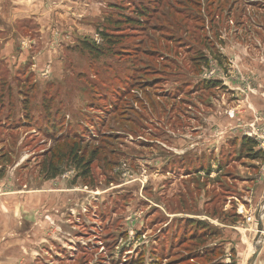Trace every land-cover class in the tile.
Masks as SVG:
<instances>
[{"label": "rangeland", "instance_id": "374dc122", "mask_svg": "<svg viewBox=\"0 0 264 264\" xmlns=\"http://www.w3.org/2000/svg\"><path fill=\"white\" fill-rule=\"evenodd\" d=\"M41 2L0 27V183L53 209L29 264H247V150L205 140L257 122L264 0Z\"/></svg>", "mask_w": 264, "mask_h": 264}, {"label": "crops", "instance_id": "0c3cea01", "mask_svg": "<svg viewBox=\"0 0 264 264\" xmlns=\"http://www.w3.org/2000/svg\"><path fill=\"white\" fill-rule=\"evenodd\" d=\"M43 8L46 10L48 6L44 5L41 0H0V27L6 28V31L9 32L11 29L7 27V23L14 25V27H10H12L14 35H17L15 33L18 32L20 22H32L30 20L38 22L36 16L41 17L43 15ZM260 78H264V72L260 75ZM237 95L235 94V96ZM253 103L259 108L257 114L263 115L264 93L261 92ZM243 107L242 103L239 109ZM245 112L243 118L246 116V120L240 123L241 126L238 125L239 122L235 121L226 120L227 122L219 123L218 120H213L209 126L212 136L210 135L211 138L205 140V142L209 141L208 144H217L221 140L224 142L238 140L239 144H242L247 131L243 130V127L246 128L247 123L250 125L253 123V121L251 123L252 113H248L249 110ZM193 122L198 124V121ZM198 130L200 131V129ZM216 131L218 132L216 133ZM194 133L198 135L196 129H194ZM199 133V135L206 138V132ZM214 135L217 136L214 137ZM247 161H250L247 163L249 165L247 166V187H245L247 188V263L255 246L262 241V248L253 264H264V177L262 178L259 175L258 168L262 166L259 158L252 157V153H247ZM197 171H199L197 174L202 173L200 169ZM12 188L11 185L7 186L0 183V264H29V261H36L37 254L41 256V253L37 252V246L39 245L36 244L41 235L38 236L37 232L43 228L44 224L40 225L42 224V217L46 216V212L53 210L51 207L52 202L47 203L51 195L46 194L49 189L44 190L42 186L27 191L22 190L21 187V190H13ZM30 213H33L35 218H30ZM29 241H31L30 246L33 248L31 255L28 253Z\"/></svg>", "mask_w": 264, "mask_h": 264}, {"label": "trees", "instance_id": "16d2710c", "mask_svg": "<svg viewBox=\"0 0 264 264\" xmlns=\"http://www.w3.org/2000/svg\"><path fill=\"white\" fill-rule=\"evenodd\" d=\"M149 9L147 8V9H143V10H141L140 12H138V14L141 16V17H145V16H149L148 14H147V11H148ZM141 17H139V19L137 18V19H131L130 20V24L131 23H135V24H137L138 26L139 25H143V22H144V20L141 18ZM100 35H101V37L103 38V40H105V41H111L112 40V38L111 37H109V36H112V35H108L107 33H106V31H103V32H101L100 33ZM96 50H98L97 48H95ZM257 146H258V143H257V141H255V140H253V139H249V138H245L244 139V141H243V143H242V149H245V150H247V153H251V151H255V149L257 148ZM252 152V156L253 157H256V158H259L258 156H257V153L256 152H254L253 153ZM95 157H96V155H95V153H92V157H91V160H90V162H88V164H87V166H88V168L91 166V164L95 161ZM81 162H83V157H82V159H80V163ZM201 169H203V167H201L200 168V170ZM85 174H88V171H86V173ZM54 175H56V172L54 173Z\"/></svg>", "mask_w": 264, "mask_h": 264}, {"label": "built area", "instance_id": "2783aa9c", "mask_svg": "<svg viewBox=\"0 0 264 264\" xmlns=\"http://www.w3.org/2000/svg\"><path fill=\"white\" fill-rule=\"evenodd\" d=\"M233 116L235 114H232ZM256 124L249 127L250 130H247L245 136L249 139L257 141V149L264 152V115H257Z\"/></svg>", "mask_w": 264, "mask_h": 264}, {"label": "water", "instance_id": "95a60500", "mask_svg": "<svg viewBox=\"0 0 264 264\" xmlns=\"http://www.w3.org/2000/svg\"><path fill=\"white\" fill-rule=\"evenodd\" d=\"M262 241L260 243H258L256 246H255V250L251 256V258L249 259L248 263L247 264H253L255 262V260L257 259L259 253H260V250L262 248Z\"/></svg>", "mask_w": 264, "mask_h": 264}]
</instances>
